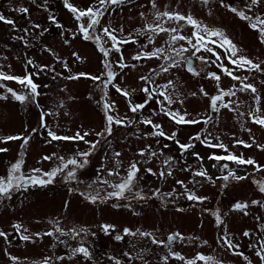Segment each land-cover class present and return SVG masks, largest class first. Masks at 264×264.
Returning <instances> with one entry per match:
<instances>
[{"label": "rangeland", "instance_id": "obj_1", "mask_svg": "<svg viewBox=\"0 0 264 264\" xmlns=\"http://www.w3.org/2000/svg\"><path fill=\"white\" fill-rule=\"evenodd\" d=\"M69 3L80 10L98 6V0H69ZM223 3L243 10L248 16L264 18V2L251 9L248 8L250 0H223ZM155 5L153 8L152 0H125L123 4L105 6L107 10L99 18L95 32L89 31L103 36L102 29L107 27L118 38L130 41L121 44L119 52L110 51L105 58L97 43L85 40L79 31V25L86 24L87 18L78 22L64 6V0H0V13L14 21V26L0 22V72L21 78L30 75L39 93L34 99L21 103L13 99L7 89L25 95L29 89L14 80H0V96L8 97L0 99V140L8 136L21 137L0 142V148L7 149L0 152V177H6L11 165L21 159V173L30 176L34 174L32 169L48 172L61 165L57 157L65 161L75 158L79 162L85 158L77 155L78 152L91 153L84 167L69 165V169L58 174L50 184H29L12 191L8 197H0V231L7 237H0V264H43L45 258H49V264H116L117 260L121 264H186L197 254L212 256L219 264H249V261L264 264L256 255L264 242V192L256 183H264V147H257L264 146V126L253 123L249 116L257 107L260 109L257 115L264 116V71H249L247 66L237 68L229 63L227 57L231 53L226 54L224 48L214 44L209 47L219 53L220 60L203 49L196 51L192 47L196 43L193 37L196 29L185 21L166 22L165 18L162 23L165 28H178V34L191 39L192 44L188 39L172 43L171 35L175 33L152 34L145 28L147 24H154L157 12L191 16L201 29L206 26L222 31L239 49L238 56L247 57L261 68H264V43L259 33L249 27L248 20L231 12L220 0H208L207 4L202 0H155ZM20 8H27L28 12L16 10ZM49 17H54L56 23ZM201 35L207 39L206 33L201 31ZM211 39L219 42L218 37ZM101 43L111 48L110 40ZM156 48L164 49L159 57L133 59L137 54L150 53ZM180 48L187 49L182 56L176 52ZM121 55L123 63L128 65L124 69L119 67ZM106 61L117 75L104 89L100 81L88 77L100 76L105 80L102 73L106 72ZM173 61H178V65L171 66ZM189 65L199 74L189 71ZM220 65L241 79H232ZM162 66H168L169 70L163 72ZM79 73L87 76L68 79ZM209 73H216L220 80L212 79ZM142 76L150 80H141ZM169 81L172 84L165 89L163 86ZM243 84H252L256 93L241 91ZM113 85L127 90L129 95L125 97ZM144 87L157 90L152 99L142 91ZM201 89L208 95H203ZM221 89L235 92L222 102L233 103L229 108L219 106L213 110L210 98ZM105 91L107 101L115 104L110 114L124 119L126 126L114 124L110 135L101 136L98 134L107 127L100 103ZM159 91L170 94L174 103L169 105L163 101ZM256 96L260 97L259 101ZM135 104L145 106L133 113L130 105ZM166 111L186 114V119L200 123L177 124ZM144 120H151L152 124H145ZM49 130L68 137L87 132L84 138L87 143L51 140ZM158 131L165 135H152ZM173 134L175 138L169 139ZM197 135L201 140L222 143L226 148L209 147L208 143L194 139ZM25 137L29 138L28 144L22 147ZM92 144L97 145L95 149ZM180 144L192 147L185 151ZM229 153L252 159L255 164L238 165L234 161L209 159ZM45 156L53 158L44 160ZM132 163H136L139 171L132 192L125 193L127 199L110 198L92 203L81 195L99 191L101 196H106L113 190L110 185L126 177ZM224 164L228 167L224 168ZM73 168L76 178L66 181L67 171ZM109 170L119 175L110 176ZM200 171L207 175H195ZM229 171L246 178L223 180ZM101 180H107L108 184L99 183ZM136 192L145 199L134 198ZM190 194L203 199L190 200ZM238 202L247 207L235 209L233 206ZM215 214H219L222 223H217ZM104 224L113 225L114 229L106 234L100 227ZM14 225H20V231ZM56 228L64 233L85 229L86 234L73 239L71 235L56 232ZM125 228L151 232L165 244H153L149 237L124 235ZM47 232L53 235H45ZM245 232L249 235L245 236ZM176 233L179 237L169 241V235ZM22 235L30 239L22 240ZM116 235L124 238L117 241ZM225 236L238 247L229 249L223 243ZM81 244L88 248L91 259H85L82 254L71 255L72 249ZM170 253H178L184 260ZM165 256L167 261L163 259ZM12 257L17 259L13 261ZM196 264L204 262L197 260Z\"/></svg>", "mask_w": 264, "mask_h": 264}, {"label": "snow or ice", "instance_id": "obj_2", "mask_svg": "<svg viewBox=\"0 0 264 264\" xmlns=\"http://www.w3.org/2000/svg\"><path fill=\"white\" fill-rule=\"evenodd\" d=\"M124 2H125V0H98V6L97 7H95V8L88 7L85 10H80L77 7H75L73 4L69 3V0H64V6L70 12L73 13L75 19L78 22L81 21L83 18H87L86 24L81 23L79 25V31H80V33H82L83 38L85 40H94L97 43L99 51L104 55L105 58H107L109 56L110 51L114 50L116 52H119L120 51V45L129 43L130 41L118 38L114 34V31H110L109 28H107V27L102 29L103 36L93 35L92 32H95L96 25H98L100 23L99 18L104 14V11L107 10L105 8L106 5H108V4L119 5V4H123ZM202 2L204 4H207L208 0H202ZM220 2L224 7L228 8L231 12L238 15L241 19L248 20L249 21V27L259 33L260 41H261V43H264V18H262L260 16H255V17L248 16V15H246V13L243 10H238L235 7H232L230 5H226L223 3V0H220ZM261 2H264V0H250V4L248 5V8L251 9L252 6H255ZM152 6H153V8L156 7L155 0H152ZM16 10L20 11L22 13L28 12L27 8H20V9H16ZM165 18H166V22H173L174 21V22L178 23L180 21H185L187 24L192 25L196 29V31L193 32V37H195L196 43L192 44L191 39H188L184 36L179 35L178 34V28H176V27L165 28L164 24L162 23V21H165ZM49 19H51L53 21V23H56V20L54 17H49ZM0 22H4L8 25L14 26V21L5 17L2 13H0ZM35 27H39V25H35ZM90 29L92 30V32L89 31ZM25 31H27V30H25ZM145 31L152 33V34H159L161 32L175 33L174 35H171V42L172 43H174L177 40L188 39V43L192 44V47L195 48L196 51H201V49H203L204 51L210 52L213 55H215L217 60H220L221 56L219 55V53H217L214 50V48L209 47V44L217 45V47H219V48H224L226 54L229 52L231 53V55L228 56L227 58L229 60V63H231L232 65H235L237 68H245L247 66V69L249 71H252V70L264 71V68H261L260 64L254 63L252 60L248 59L247 57L238 56L237 53L239 52V49L227 36H225V34L222 31L217 30V29H209L206 26L201 29V26L199 25V23L196 20H194L191 16H184L178 12H176V13L157 12V13H155L154 24H147ZM201 31L203 33L207 34V39L204 35H201ZM212 37H218L219 42L217 40L211 39ZM20 39H23V38L21 37ZM102 40H104V43H107V41L110 40L112 42L111 48L104 47V45L101 43ZM149 42L150 43L152 42L151 35L149 36ZM185 51H187V49H185V48H180V49L176 50L177 55H181V56H182V53ZM163 52H164L163 48H156L154 51H152L150 53L137 54L136 56L133 57V59L139 60L142 57L149 58V59L152 57H159L160 54ZM73 55H76V54L74 53ZM233 57H236V58L233 59ZM77 59H79L78 56H77ZM123 59L124 58L121 55V60L119 62V67L121 69L128 67V65L123 63ZM165 59L171 60L172 58L171 57H165ZM201 59L203 60V57H201ZM205 62H207V61H205ZM31 63H32V61L29 60L28 64H31ZM177 65H178V61H173L171 66H177ZM134 66L135 65H133V67ZM65 67H67V65H65ZM104 67L106 69V72L102 73V76H106L105 80H101L100 76H92V77H88V78H90L94 81H100V83L103 84V88L107 89L108 85L113 83V80L115 79V76L117 74L111 70V64L108 63L107 61L105 62ZM220 67L223 69L224 73L226 75L230 76L232 79H234V80H240L241 79L239 76L234 75L232 70H229L227 67H224V65H220ZM168 70H169L168 66H162L163 72H167ZM189 71H193V73L195 75L199 74L198 72H195L194 69L190 65H189ZM157 74H159V73H157ZM208 75L216 81L220 80V76H218L216 73H209ZM85 76H87V74L79 73L76 76H69L68 79H79L80 77H85ZM140 79L145 80V81L150 80L149 77H145V76L140 77ZM0 80H14V81H17L18 83H20L21 85H23L29 89V93L27 95L18 94L17 92H15L11 88L7 89V92L11 94L12 98L21 102V103H24L30 99H34L35 96L39 95V93L37 92L38 86L33 82L30 75H26V76L21 78V77L8 75L4 72H0ZM171 84H172V81H169L168 84L164 85L163 87L165 89H167V87L170 86ZM113 86L116 88L117 92L121 93L125 97H127L129 95V92L127 90L121 89L118 85H113ZM240 90L241 91L250 90L252 93H256V91H257V89L252 84H243V86L241 87ZM142 91L147 94L148 99H152L154 93H157L156 89H150L149 87L142 88ZM201 93L205 96L208 95L206 92H204L203 89H201ZM158 95L162 96L163 101H167V103L169 105L174 103L171 95L166 94L165 91H159ZM193 95H195V93H193ZM234 95H235L234 91L229 90V91L225 92L223 89H221L219 94L212 96L210 98V107L213 110H216L219 106H222L224 108H229L231 106V104L233 103L232 101H228V103H222V102L224 100V97L234 96ZM106 97H107V92L105 91L104 97H102L103 103L101 106H102V110L105 113V120L107 123V127L105 128L103 133L98 134L101 136L104 135L105 133L110 135L112 132V128H113L114 124L126 126V121L124 119L116 118L110 114V112L115 108V104H114V102L109 103L107 101ZM7 98H8L7 96H0V99H7ZM255 99H256V101H259L260 97L256 96ZM163 101H161V103H163ZM218 102H221V103L218 105ZM145 103H147V101H145ZM144 106H145V104L130 105V111L135 113L138 110L144 108ZM259 112H260V109L257 107L254 111L249 113V116L252 118L253 123L260 125V126H264V116H258L257 113H259ZM165 114L169 115L170 118L172 120H174L175 123H177V124L200 123V121H197V120L186 119L185 118L186 114L181 115L178 112H172V111H166ZM204 122L207 123L208 121L206 120ZM129 123H130V121H129ZM143 123L152 124V121L151 120H144ZM42 126H44V125L42 124ZM153 127L156 129H159L160 125H153ZM33 131H36V129H33ZM87 135H88L87 132H85L83 135H81L78 132V133H76V135L74 137L58 136L54 132H52L51 130L48 131V136L51 138V140H80V141H84V138ZM152 135L164 136L165 133L163 131H158V132H153ZM168 138L174 139L175 134H173L172 136H169ZM17 139H21V137H19V136H8V137L2 138V140H0V142H7L10 140H17ZM194 139L201 140V137L199 135H197L194 137ZM28 140H29L28 137L24 138L22 147H24L28 144ZM49 142H51V141H49ZM84 142L87 143V141H84ZM177 143H178V141H177ZM201 143H208L209 147H214V148L218 147V148H222V149L226 148V146L222 143L211 144L210 142H207L206 139L201 140ZM237 143L238 144H244L243 141H237ZM96 146H97L96 144L91 145L92 149H95ZM244 146L245 147H251V145H249V144H245ZM179 147L182 150L186 151L189 148H191L192 145L191 144H180ZM257 147H264V146L257 145ZM5 151H7V149L0 148V152H5ZM90 154H91L90 152H83V153L78 152L77 155L83 156L85 158L83 161H79V162L75 158H71V159H68L67 161H65L63 157H57V159H59L61 161L62 166L58 165L56 168H54L48 172H42V170L39 168L32 169V173H34V174L30 175V176H26L23 173H21V166H22L23 160L22 159L18 160L15 164L11 165L10 169L8 170V174L6 177H0V197H8L12 191L17 190V189H21V188H26L29 184L40 185V186L50 184V183H52L53 178H55L58 174H63L65 172V169H69V165H73V166L78 167V168L84 167V165L87 163V157ZM143 154L144 153L141 152V155H143ZM54 155L55 154H53V156ZM115 155L119 156L120 154L116 153ZM152 155L155 156L156 153L153 152ZM52 158H53L52 156L43 157L44 160H51ZM209 159H214L216 161H222V160L234 161L238 165H244V164L253 165V164H255V161L252 159H244L242 157H237L236 155H233L231 153H229L226 156L213 155V156H210ZM168 163H169V161H165V164H168ZM223 167L227 168L228 165L224 164ZM258 170H259V168H258ZM138 171H139V169L137 168L136 163H132L130 165L128 171H127L126 177L123 178L119 183H115V184L110 185V187L113 190L110 192H107L106 196H101L99 191H96L94 193H81V195H84L85 198L90 200L92 203H96L98 200L103 202L104 200L110 199V198L127 199L125 193L126 192H129V193L132 192ZM147 171L151 172L152 170L148 169ZM108 174L110 176L119 175L118 172H114L112 170H109ZM153 174H155V173H153ZM160 175L163 176L164 173L161 172ZM168 175H171V173L169 172ZM195 175L204 177L207 174L204 171H200V172L196 173ZM75 178H76L75 168L68 170L66 173V176H65L66 181H71V180H74ZM230 178L234 179V180H243L246 177L236 176L233 171H229L227 173V175H224L222 177V179L225 181L229 180ZM99 183L108 184V181L107 180H101V181H99ZM178 183H182V182H178ZM256 183L260 184L259 190L261 192H264V183H260V182H256ZM134 198H139L141 200L145 199V197L142 196L141 193H139V192H136L134 194ZM188 199L200 200L203 198L197 197L194 194H190L188 196ZM252 203L257 204V203H259V201H252ZM233 207L237 210H242V209L247 207V204H243V203L238 202ZM215 215H216L217 223L218 224L222 223L219 214H215ZM14 227L16 228L17 231H20V228H21L20 225H14ZM100 227H101L102 231L105 232L106 234L110 231V229H114L113 225H108V224L101 225ZM56 232H59L61 235H71L73 239L80 236L81 233L86 234L85 229H79V230L71 229V230H69V233H64L62 229L56 228ZM123 232H124V235H130V236L139 235L141 237H149V238H151V243H153V244H157V245L165 244L164 241L156 239L151 232H144V231H141L139 229H137L135 232H133L131 229H128V228H125L123 230ZM45 235L51 236V235H53V232H47V233H45ZM244 235L247 236V235H249V233L245 232ZM0 237L7 238L6 233L0 231ZM178 237H179L178 233L172 234V235H169L168 240L174 241ZM123 238L124 237L122 235H116L115 236V239L117 241H120ZM21 239L28 241L30 239V236L22 235ZM223 243L229 249H233L235 247H238L236 245H233L231 239H229L226 236L223 237ZM77 254H82L85 259H91V253L89 252L87 247L83 246V244H81L79 247L72 249L71 255L75 256ZM170 254L173 256H176L178 259L184 260V257L180 256L178 253H170ZM240 254L242 255V253H240ZM125 255H128V253H125ZM256 255L258 257H260V259L262 261H264V242H261L260 249L256 252ZM16 259H17L16 257H12L13 261H15ZM57 259L62 260V259H64V257H57ZM163 259L165 261H167L168 257L165 256ZM245 259H247V257H245ZM197 260L203 261L204 264H219V262L216 261L214 257L205 256L203 254H197V256L194 259L188 260L186 262V264H196ZM43 264H49V258H45V260L43 261ZM116 264H121V262L119 260H117ZM249 264H251L250 261H249Z\"/></svg>", "mask_w": 264, "mask_h": 264}, {"label": "trees", "instance_id": "obj_3", "mask_svg": "<svg viewBox=\"0 0 264 264\" xmlns=\"http://www.w3.org/2000/svg\"><path fill=\"white\" fill-rule=\"evenodd\" d=\"M101 97V96H100ZM100 103H101V105H102V103H103V100H102V97H101V99H100ZM194 142V141H193Z\"/></svg>", "mask_w": 264, "mask_h": 264}]
</instances>
